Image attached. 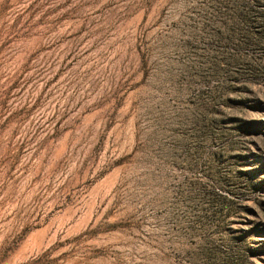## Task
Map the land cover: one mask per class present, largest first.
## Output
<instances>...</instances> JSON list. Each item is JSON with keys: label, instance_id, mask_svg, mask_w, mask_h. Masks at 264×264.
I'll list each match as a JSON object with an SVG mask.
<instances>
[{"label": "rangeland", "instance_id": "1", "mask_svg": "<svg viewBox=\"0 0 264 264\" xmlns=\"http://www.w3.org/2000/svg\"><path fill=\"white\" fill-rule=\"evenodd\" d=\"M0 264H264V0H0Z\"/></svg>", "mask_w": 264, "mask_h": 264}]
</instances>
